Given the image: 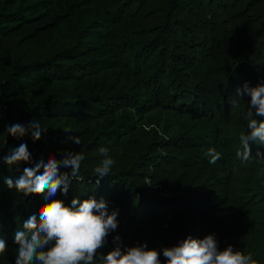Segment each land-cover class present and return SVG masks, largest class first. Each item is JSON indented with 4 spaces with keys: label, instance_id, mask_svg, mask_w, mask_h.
I'll list each match as a JSON object with an SVG mask.
<instances>
[{
    "label": "trees",
    "instance_id": "obj_1",
    "mask_svg": "<svg viewBox=\"0 0 264 264\" xmlns=\"http://www.w3.org/2000/svg\"><path fill=\"white\" fill-rule=\"evenodd\" d=\"M264 83V0H0V264H15L14 234L52 200L95 198L118 213L98 252L147 244L160 251L215 234L264 264V146L237 157L249 134L244 86ZM264 122V117H258ZM39 121V140L13 137V124ZM70 129L71 131H65ZM78 136L81 144L70 137ZM26 144L30 162L9 166ZM108 148L110 176H94ZM215 148L221 159L209 163ZM66 151L85 159L63 189L9 188L26 167ZM99 180V183L97 181Z\"/></svg>",
    "mask_w": 264,
    "mask_h": 264
},
{
    "label": "clouds",
    "instance_id": "obj_2",
    "mask_svg": "<svg viewBox=\"0 0 264 264\" xmlns=\"http://www.w3.org/2000/svg\"><path fill=\"white\" fill-rule=\"evenodd\" d=\"M244 94L251 97L247 111L243 112L239 102L235 100L232 101L231 109L241 111L248 129H251L250 135L240 134L241 147L236 151L237 157L247 162L252 159L250 141L264 146V122L257 119L264 117V83L254 88L245 85L243 91L238 90L237 95ZM46 129L39 121L33 120L27 126L13 124L7 132L13 137H23L30 132L34 140H39ZM70 139L77 145L81 144L78 136ZM99 153L104 158L94 168V176H110L116 161L109 155L108 148H100ZM206 154L210 157L211 164L221 159V153L215 148H210ZM61 155L62 160L57 161L52 156L46 162H36L33 167L24 168L23 174L15 182L6 178L5 183L9 188L15 187L26 195L46 192L45 199L54 196L61 188L67 195L70 176L69 173L59 174V166L71 167V177L76 178L85 156L82 152L74 151H66ZM255 157L264 161V152L258 150ZM30 160L26 144H21L4 158L9 166ZM117 215L116 211L109 214L107 203L97 202L95 198L83 201L74 198L71 206H66L61 200H52L41 208L39 220L32 214L16 230L14 241L18 248L15 264H161L160 251L149 250L147 244L125 247L120 236L113 239L112 251L98 256L109 234L118 228ZM6 248L5 241L0 239V254H4ZM162 251L167 264H258L251 253L245 255L231 245L220 251L215 234L203 239L188 236L177 246L164 248Z\"/></svg>",
    "mask_w": 264,
    "mask_h": 264
}]
</instances>
